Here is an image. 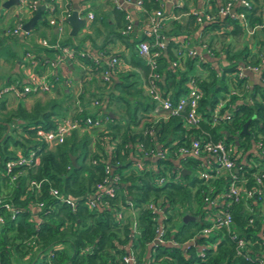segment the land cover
I'll return each mask as SVG.
<instances>
[{
  "label": "trees",
  "instance_id": "trees-1",
  "mask_svg": "<svg viewBox=\"0 0 264 264\" xmlns=\"http://www.w3.org/2000/svg\"><path fill=\"white\" fill-rule=\"evenodd\" d=\"M188 1L182 0L179 5H173L174 14H186L184 21L171 18L167 24L162 23L159 27L158 38L166 41V55L162 54L160 48L152 71L159 76L155 83L161 95H168L173 100L187 92L188 80L201 91L197 105L201 119L196 127L185 126V110L169 114L166 118H151L149 113L155 107V100L145 90L150 67L137 53L136 44L141 40L151 44L153 36L138 32L140 28L134 23V29L126 34L121 33L127 23L125 15L128 12L112 3L108 12L111 17L109 22L103 11L93 10L90 27L96 23H104L106 27L98 44L88 32L78 36V32L69 35L67 31L64 37L57 40L59 45H67L74 52L87 51L81 56L76 54L81 64L88 68L81 70L79 79L84 78L85 72L92 74L87 86L82 83V90L76 96L79 98L78 104H82L80 111L75 107L76 99L65 94L63 89L61 96L44 101L35 99L29 108L18 102L13 108L4 109V100L0 99V264H122V255L127 250L138 262L148 261L150 264H258L257 251L264 247V237L259 235L258 230L264 231V215L253 214L252 226L247 225L248 214L240 202L232 203L227 208L232 214L237 233L250 243V259L235 253L233 241L227 234H221L222 231L218 232L220 237L215 247L204 249L203 257L198 254V244L214 241L215 236H198L196 243L184 245L206 224L203 195H211L224 187L228 182L226 174L204 179L190 175V172L182 175L180 170L178 180L157 184L156 178L163 174V168H169L172 173L171 154L151 159L144 156L139 147V144L143 148L160 146L170 151L177 145L187 143L192 136L201 140H222L231 145L233 155L241 152L236 158L239 164L237 174L247 178V185L252 184L251 173L255 170L249 159L264 163V66L260 68L259 80L252 84L245 77L237 78L235 75L239 65L258 63L264 37L260 35L263 28H255L250 38L256 49H250L243 38L245 30L234 14L243 12L250 26L260 23V0H250L247 7L235 2L233 13L201 22L196 20L194 13L201 7L191 9ZM190 1L194 6L198 3V0ZM225 1L207 0L210 7L201 10H213ZM163 3L164 0H140L139 18L144 23L149 12L162 10ZM52 4L53 10H43L41 20L37 21L32 31L48 27L49 13L58 17L60 9L55 2ZM65 7L70 11V1ZM20 20L24 21L23 18ZM66 22L64 17L62 24ZM237 36L242 37L240 48H234L229 43L231 38ZM7 37L12 38L10 35ZM87 39L96 52L113 54L136 69L115 70L110 81L105 82L100 72L106 67V62L102 57L90 54L85 47ZM189 39L196 42L194 45H204L212 58H218L221 52L224 65L214 67L208 59L198 58L197 54H186L189 48L194 49L193 45L183 47ZM115 41L127 46V57L107 47L108 43ZM43 49L44 54L49 56L57 51L48 46ZM8 56L14 60L21 58L13 51ZM34 57L39 61V66L46 64L39 54ZM194 68L195 72H192ZM13 80L9 78L5 83ZM56 82L53 79L50 88H57ZM231 86L235 93L230 94ZM29 94L33 93L26 95ZM226 94L229 95L228 103L220 110L227 108V116L212 124L211 110L217 100ZM92 99L98 103L93 106L96 109H87L85 105ZM112 104L123 108L118 115L111 110ZM67 113L81 117L80 120L85 116L99 118L100 124L74 128L62 142L52 146L37 139L38 129L53 127L54 120ZM246 120V129L241 131L242 123ZM257 141L260 145L253 151L252 147ZM17 151L24 155L33 151L37 161L14 166L12 172H16L17 177L10 180L4 163L15 157ZM70 155H75L74 165L71 164ZM136 160L142 161L145 167L128 169L129 164ZM198 162L197 158L192 157L180 160L189 170L200 168ZM106 167L119 175L117 191L114 195L101 193L99 199L95 200L96 204L90 207L87 199L96 192V184L107 177ZM124 167L126 170L121 171ZM30 180L39 181L38 188H29ZM49 186L73 196V207L49 195ZM127 198L137 207V232H132L129 218H115V211L126 204ZM148 201L160 206L159 215L146 207ZM4 202L10 204L11 210L2 205ZM38 202L42 204L39 206ZM184 213L194 215L195 219L182 221ZM159 223L164 229L163 241L154 242L155 227ZM169 239L176 243H170ZM258 255L261 256L260 252Z\"/></svg>",
  "mask_w": 264,
  "mask_h": 264
},
{
  "label": "built area",
  "instance_id": "built-area-1",
  "mask_svg": "<svg viewBox=\"0 0 264 264\" xmlns=\"http://www.w3.org/2000/svg\"><path fill=\"white\" fill-rule=\"evenodd\" d=\"M45 0H19L18 4L20 8L31 12L35 9V7L44 3ZM70 0H64V8L63 12L59 13L56 18L52 13H49L47 16V21L49 24H54L57 28H61L62 20L66 17L70 11H67L65 4ZM131 2L136 7H140V0H111V3L116 6H122L123 3ZM241 4L243 6H249L250 0H226L224 3L218 5L213 10H198L194 13L196 14V20L201 22L203 20L210 21L217 16H222L227 13L234 12V3ZM178 4V3H177ZM46 7V6H45ZM85 9V7H83ZM46 10L52 11L53 4H49L46 7ZM71 10V8H70ZM85 19V23H89L93 18V12L91 10L86 9L84 12L78 11ZM258 14L261 16V22L257 23L253 26L248 24L247 19L244 17L243 12H237L234 14L239 22L242 24L245 33L250 35L253 30L264 28V0H260L258 7ZM173 17H176L175 15ZM127 19V23L125 27L121 30V33L126 34L128 31L134 29L133 20L129 12L125 15ZM164 18L163 11L161 9H155L147 14L143 27H140L138 32H143L147 36H153V42L150 44L146 40H141L136 44L137 53L145 59V62L150 67V72L147 76V82L145 85V90L149 94V96L155 100V107L152 111V115L158 114L159 112L163 113V117L166 118L169 114H178L182 110H185L183 114V121L186 127H196L198 125L199 120L201 119L200 113L197 110L198 99L201 95V91L193 84L191 80L186 82L188 86V90L186 93L178 96L175 100L171 99L168 95H161L160 89L157 87L155 81L159 78L158 74L152 69L155 66L154 59L155 56L158 55L160 48L162 49L165 42L161 41L158 38V29L162 24V20ZM23 21L19 20L15 24L10 27H6L2 33L5 35H25L28 34L29 31H24L21 29V23ZM40 42L42 45H46V41L41 39ZM48 47H53L57 49L54 54L53 60H49V64L55 65L61 61H69L71 59H75L76 54L83 55L87 51L78 50L74 52L72 48L67 45H59L57 40L46 45ZM155 47L156 50H150V48ZM206 52L209 51L206 49ZM186 54H197L198 58H203L200 52H197L196 49L189 48L186 51ZM34 53L30 50H25L23 58L29 64V67H34L38 60L34 57ZM105 56L106 67L101 70L100 77L105 82H109L114 73L116 67H118L120 60L117 56L113 54L103 55ZM259 61L256 65L251 64H242L239 65L237 71L235 73L236 77H245L247 72H259L260 68L264 66V47L259 51ZM41 58H43L40 55ZM101 57V56H97ZM174 65V62L171 63ZM52 71V70H51ZM86 76H92L90 73H85ZM57 80V75L53 71L52 73L47 72H39V71H29L24 79L13 80L8 83L3 84L0 87V96L8 93L14 97H23L28 93H39L48 91L52 85V80ZM235 93V90L230 87V94ZM229 100V95L226 94L223 97H220L213 109L211 110V118L212 124L215 123L218 119L227 116L228 109L223 108ZM249 100V99H248ZM250 101V100H249ZM90 104L92 106L98 104L96 100H91ZM77 110L80 111L81 107H77ZM159 117L153 118L157 119ZM81 117H75L70 113L65 114L64 116L57 117L54 120V125L48 129H38L37 139L42 140L48 146L55 145L64 140V138L74 129L84 126H98L100 124L99 118H90L84 117V119L80 120ZM152 133L151 130L148 131ZM260 143L257 141L253 145V151L259 147ZM140 149L144 156H147L151 159L154 158H164L168 153L171 154V160L173 161V165L171 167L172 173L168 169V176L165 177L163 174L159 175L156 178V183L160 184L164 181H175L179 179V173L181 167H185L180 163V160L186 159L187 157L197 158L199 160L198 166L200 168L197 169V176L207 179L209 177H218L220 175H225L228 178L227 184L222 187L219 191L212 193L211 195L205 194L202 197L203 209L205 211L204 220L206 224H204L195 234L189 237L186 242H184L185 246L189 244L196 243V239L198 236H215L214 241L211 242H203L198 244V254L203 257L204 249L208 247H215L216 241L219 239L218 232L221 234H227L228 237L233 241L235 253L242 256L244 259H250V251L251 247L249 246V241L242 235H239L236 231L233 217L229 209L227 208L232 203H241L243 205L242 209L248 214L247 225L253 224V214L257 213L259 215H264V163L262 164L259 161L252 160L255 170L252 174V184L247 185V178L243 175L237 174V169L239 164L236 162V158L241 155L239 151L237 154H232V148L230 144H226L222 140L213 141L211 139H202L198 137H190L189 141L185 144H180L175 146L170 151H167L160 146H156L155 148L147 147L143 148L139 144ZM37 161V157L35 156L33 151L28 152L26 155L16 152L15 157L8 159L4 163L5 172L9 174L10 180H14L17 177L16 172H12V168L14 166L22 165V164H34ZM262 164V165H260ZM145 165L142 164V161L136 160L133 161L134 168H142ZM149 167V166H147ZM108 171V175L105 179H103L100 183L96 184V192L92 193L88 199L87 204L91 207L96 204L95 200L99 199L100 194H108L114 195L117 191L116 183L119 181V175L117 173H110V167H106ZM165 169V168H163ZM190 172V170H189ZM39 181L30 180L28 182L29 188H38ZM48 193L52 197L56 198L60 202L67 203L70 207L74 205V197L69 193H63L59 191L57 188L53 186L48 187ZM126 204L121 206L119 209L115 211V218L117 220H124L125 218H129V222L132 228V232H137L135 228V214L137 211V207L135 208L132 202L127 198ZM1 203V199H0ZM39 206L42 204L41 202L37 203ZM2 205L11 210V206L9 203L4 202ZM146 207H148L152 212L159 215L161 212L160 206L148 201L146 203ZM1 221V218H0ZM163 226L162 224H157L155 227V235L153 237V241L157 242L163 241ZM259 235L264 237V231L258 230ZM170 243L175 244L176 242L169 239ZM261 243V242H260ZM259 243V245H260ZM260 252L261 256L258 255ZM258 264H264V247L257 251ZM122 264H150L148 261L144 263L138 262L136 258L130 251H126L122 255Z\"/></svg>",
  "mask_w": 264,
  "mask_h": 264
},
{
  "label": "crops",
  "instance_id": "crops-1",
  "mask_svg": "<svg viewBox=\"0 0 264 264\" xmlns=\"http://www.w3.org/2000/svg\"><path fill=\"white\" fill-rule=\"evenodd\" d=\"M2 2H3V0H0V43L2 41H4V39L7 36H9V35H5L4 33H2L6 27H9L10 25L15 24L21 18L26 20L32 13V11L28 12V11L24 10L23 8H20L19 4L11 5L7 8H4L1 6ZM52 2L53 3L55 2L57 8L60 9L59 13L63 12L62 10L64 8V0H45L44 4L47 7ZM181 2H182V0H164L163 6H162V11L164 14V18L162 20L163 24H167L171 18H175L176 20H178L180 22L185 20L186 14H184V13H177V14L175 13L174 14V11H173V5L175 3H178V5H179ZM70 3H71V9H72V4L76 3L78 11H83V10L85 11V9L83 7L88 8V10H91L92 12H93V10H97V11H101V12L103 11L105 13V16H106L108 22L111 21L110 14L108 13L110 10V7H111V5H110L111 0H84L83 2H82V0H70ZM187 3H188V7L191 9L193 7H201V9L205 8V7H210V4L207 3V0H198V3L196 6L191 4L190 0ZM46 7L44 8V10L46 9ZM122 7L127 12H129V14L131 15V18L133 20V23L136 24L137 28L143 27V24H144L143 20H142V18H139V16H138V14H140L139 13L140 10L138 7L133 5V3H131V2H127V3L124 2L122 4ZM174 15L176 17H173ZM60 27L61 28H57L54 24H49L48 27L47 26L40 27L39 31H41V32L40 33L36 32L37 34H35L34 38L31 37V39H30V41L33 42V44L39 45V47H37L38 50L34 53L35 54L38 53L39 56L41 55L45 59L46 64L39 66L38 65L39 61H38L34 67H29L30 65L27 64V62L25 61L24 58L23 59L20 58L19 60H14L15 58L8 56L5 59H0V63L5 64V65L8 64L7 70H5L6 67L3 71H2V69H0V72H2V73H0V77H1L0 84L5 83V81H7L9 78L10 79H17V78L24 79L25 76L27 75V73L29 71H32V70L39 71V72L44 71L47 73H49V72L52 73L54 71L57 75V82L55 83V85H56L55 87H57V88H50L48 91L29 94V95H26V96H23L20 98L14 97L11 94L7 93L0 98L1 100H4V109L13 108L16 105V103L21 101L22 98H23L22 104L26 108H29L33 103V102H31L29 96H35V95L39 96L42 94H47L48 98L58 97V96H61L62 89L65 92V94L72 96V99H76L75 103L77 106H75V107H81L80 105H82V104H80V105L78 104L79 98L78 97L76 98V96L82 90V83H85V86H87L86 83H87V81L91 80L92 76L90 77V75H89V78H88V76L85 75L84 78L82 80H80L79 75L81 73V70H84V69L88 70V68L83 66L77 58L71 59L69 61H67V60L61 61V62L57 63L54 67V65H51L48 62L49 60H53L54 54L50 55V56L44 54V49H43L44 46H46V45L58 40L60 37H62L61 33L63 32L64 27H67V31H69V25L67 22L64 24H61ZM32 29H31V31H32ZM105 31H106V27H105L104 23L103 24L96 23V25L93 27H90L89 23H84L83 27H81L77 32H79L78 36L82 35L85 32H88L91 35V37L94 38L95 43L98 44L101 41L102 35L105 34ZM33 32H34V30H33ZM261 32L263 33V35H262V33L260 35L262 37H264V28ZM195 34L197 35V33H195ZM18 36L20 39L18 38ZM244 36H250V35H247L246 33H244ZM10 37L17 38V41H15L13 44L14 50H12V51L15 52L19 56L20 54H18V53H22V52L20 51V49H19V51L16 49L20 45V42H21L20 40H23V39H22L21 35H19V34L10 35ZM41 39H44L46 41V43H45L46 45H42V43L40 42ZM12 41H13L12 39L7 37L5 42L11 43ZM194 43H196V42L192 41V39H189V41H187L184 44L185 46H183V47H186L187 45L188 46L193 45L194 48L196 49V51L200 52L201 55L203 56V58L210 60L214 67H217V66L220 67L221 65H224L225 60L221 56V52H220V55L218 56V58H212L211 56H209V53L206 52V48L204 47V45L197 46V45H194ZM247 44L250 47V49H252V50L256 49V46L253 44L252 40L249 41V43H247ZM40 45H42L43 47ZM215 46H217V43L215 44ZM85 47H87L90 50V54L95 55V56H101L105 60V56H103L99 52H96L97 50L95 47H93L91 45L90 40L87 39V41H85ZM107 47H110L111 51L122 52L126 57L128 55V48L123 42L115 41V43H108ZM183 55H185V52H183ZM8 61L11 64L8 63ZM76 67L78 68V70L76 69ZM122 68L128 69V70L136 69V68H133L132 66L128 65L125 61H123L121 59L117 70H120ZM196 70H197V67H196ZM85 73H88V72H85ZM259 78H260L259 72H247L245 75V80L249 84L257 82V80H259ZM11 99L15 100L13 105L8 103L9 100H11ZM36 99H40V98L36 97ZM41 101H44V100H41ZM85 106L87 109H96L90 103L86 104ZM0 111H2V110H0ZM149 114H151V113H149ZM159 116H163V113L159 112L158 114L152 115L153 118H156Z\"/></svg>",
  "mask_w": 264,
  "mask_h": 264
},
{
  "label": "rangeland",
  "instance_id": "rangeland-1",
  "mask_svg": "<svg viewBox=\"0 0 264 264\" xmlns=\"http://www.w3.org/2000/svg\"><path fill=\"white\" fill-rule=\"evenodd\" d=\"M39 30H40V28L34 30V32L33 31H31V32L29 31V34L21 35V37H22L23 40H20L21 41L20 42V45H19V47L16 50L19 51V49H20V51H22L23 49H27V50H30L33 53L36 52L38 50L37 47H39V45L38 44H36V45L33 44V42H31L30 39H31V37L34 38L35 34L40 33L41 31H39ZM66 33H67V27H64L63 28V32L61 33L62 37H64L66 35ZM250 37L251 36H244L243 38L246 40L247 43H249V41H251V38ZM18 38H19V36H18ZM10 39L13 40L11 43L5 42L6 41L5 39H4V41H2L0 43V59H5L6 57H8L9 52H12V50H14L13 49V44H14L15 41H17V38L12 37ZM229 43H230V46H232L234 48H240L242 46V37L240 38L239 36H237V37L231 38V40H229ZM40 46H42V45H40ZM18 54H20L19 56L23 59L22 56L24 55V53L22 52V53H18ZM8 63H10V62L8 61ZM5 67H6V69H5ZM0 69H2V71L4 69L7 70L8 69V64L5 65V64L0 63ZM76 69L78 70L77 67H76ZM192 72H195V68L192 70ZM0 73H2V72H0ZM0 79H1V77H0ZM3 84L4 83L0 84V87ZM36 97L40 98L41 100H46L48 98L47 94H42V95H39V96H36V95L35 96H29L31 102H33V100L36 99ZM22 101H23V98L21 99L20 102L22 103ZM14 102H15V100L14 99H11V100H9L8 103H10L11 105H13ZM110 108H111V110H113L116 113V115H118L121 112V110L123 109L122 107L119 108V105H114V104H112ZM101 126H103V125H101ZM262 164H260V165H262ZM130 167H133V162L129 164L128 169ZM125 170H126V167H124V168L121 169V171H125ZM167 172H168V169L165 168L163 170V175L165 177H169L168 174H167ZM196 174H197V169L196 168H192L190 170V175H196Z\"/></svg>",
  "mask_w": 264,
  "mask_h": 264
},
{
  "label": "water",
  "instance_id": "water-1",
  "mask_svg": "<svg viewBox=\"0 0 264 264\" xmlns=\"http://www.w3.org/2000/svg\"><path fill=\"white\" fill-rule=\"evenodd\" d=\"M19 0H3V2L1 3V6L4 8H7L11 5H16L18 4ZM45 8V4L44 3H40L38 4L35 9L32 11L31 15L24 20L21 23V29H23L24 31H30L33 27H35V24L37 23V21L41 20V13ZM66 20L67 23L69 25V35H74L76 34V32L83 27L84 23H85V19L84 17L81 15L80 12H78V8H77V4L73 3L72 4V9L70 10L69 14L66 16ZM166 43V41H165ZM162 54L165 56L166 55V48H165V44L162 48ZM247 121H244L242 123V128L241 131H245L246 129V124ZM70 161L71 164L74 165L75 164V155H70ZM181 174H185V173H189V169L185 168V167H181ZM111 173V170L109 171V174ZM182 221H187V220H193L195 219L194 215L188 214V213H184L182 214L181 217ZM154 242H157L156 240H154Z\"/></svg>",
  "mask_w": 264,
  "mask_h": 264
}]
</instances>
